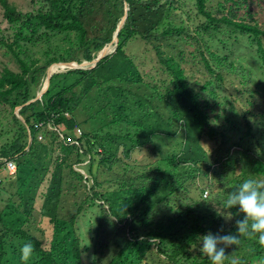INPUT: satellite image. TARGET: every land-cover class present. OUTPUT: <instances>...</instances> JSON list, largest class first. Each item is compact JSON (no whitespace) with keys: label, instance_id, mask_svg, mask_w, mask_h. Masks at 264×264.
<instances>
[{"label":"trees","instance_id":"1","mask_svg":"<svg viewBox=\"0 0 264 264\" xmlns=\"http://www.w3.org/2000/svg\"><path fill=\"white\" fill-rule=\"evenodd\" d=\"M45 1L50 7H45ZM206 1L193 0L194 11H191L180 0H67L65 4L60 0H40V7L35 11L22 13L6 0H0L6 23L16 28L20 38L34 24L49 31L76 32L78 48L83 49L86 61H91L112 39L125 13V3L128 8L117 32L114 52L100 59L91 70L75 69L52 74L39 99L23 105L35 98L30 85H36L44 71L46 76L47 66L64 61L51 59L42 65L35 61L27 64L14 53L20 72L4 68L0 73V104L13 111L5 139L0 144V169L5 160H12L15 165V172L1 180L0 193L8 192L7 188L13 189L14 183L17 184L16 192L11 193L17 200L19 198L18 211L21 208L25 215L21 227L7 225L4 211L12 202L9 198L3 199L0 264H80L83 248L87 247L86 237L81 233L87 214L90 215L87 224L91 226L87 232L92 233V264H210L198 251V245L194 247L197 235L206 231L217 233L218 229L221 232L235 231L234 220L239 216L233 209L227 210L233 212L230 218L218 215L226 216L227 213H221L216 203L222 201L242 179H260L264 175V157H256L247 149L232 152L226 136L229 132L212 124L214 118L206 109L209 103L200 97L205 86L201 91L191 87L195 82H190L181 67L186 56L178 49V44H187L191 38L197 40L198 48H201L200 37L193 34L188 24L183 26L170 21L165 27L158 25L167 14L179 9V17L187 14L191 19L192 12H195L193 18L205 20L197 30L216 31L226 25L234 30L248 31L250 35L247 36L258 46L262 63L264 50L259 35L264 32L256 25L234 21L231 10L230 16L213 15L205 10ZM231 2V9L249 7L246 0H226L227 4ZM98 13L109 19V27L97 36L87 37L82 18ZM136 42L144 46L141 53L146 52L147 47L152 53L148 72H142L136 60L134 63L126 53V48ZM13 45L14 40L6 42L0 37V47L14 52ZM120 56L127 60L128 72L97 81L94 76L100 77V71L108 69ZM201 59L207 73L215 79L213 85L224 88L222 82L230 71L219 72L204 56L201 55ZM75 62L79 63L80 59L75 58ZM62 66L56 64V68ZM244 82L248 80L243 74L239 75L237 84L244 85ZM110 89L118 94L140 96L139 99L155 109L152 112L165 124L162 138H172L176 145L171 155H153L160 156L158 160H163V164L158 160L138 161L133 157L141 146L137 132L133 135L102 134V128L94 127L88 131L84 128L87 120L103 117L108 118L111 126L119 127L125 123L116 116V109L109 103L92 113L90 118H80L85 113V98ZM239 97L241 102L236 106L240 110L234 108V111L243 114L240 117L245 136L254 138L255 126L257 129L263 127L260 131L264 133V92L246 85L234 99L237 101ZM155 101H164L172 115L167 111L159 113ZM245 102L247 108L242 110L240 107ZM108 108L114 109V118H109L105 110ZM118 110L127 121L129 116L124 114L122 103ZM135 121L141 120L135 118ZM41 134H44L43 141L38 139ZM181 136L184 137L183 143ZM202 138L215 141L211 153L202 148ZM234 145L242 144L238 141ZM85 160L84 174L73 169V165H80ZM7 177H14V180L8 181V178L5 181ZM44 184L45 191L40 193ZM229 184L227 189L214 193L213 185L214 189H219V186ZM188 187H193L197 196L195 192L188 195ZM204 191H207L206 196L202 195ZM33 211L47 216L54 223L53 228L56 227L51 239L54 243L49 248L30 227L25 226ZM203 212L208 215L203 216ZM26 240L32 241L33 250L27 259H21L20 245ZM58 249L61 252L57 255L55 251ZM225 252V264L233 256L237 257L238 264H264V245L259 244L255 236L240 235L238 243L229 245Z\"/></svg>","mask_w":264,"mask_h":264},{"label":"rangeland","instance_id":"2","mask_svg":"<svg viewBox=\"0 0 264 264\" xmlns=\"http://www.w3.org/2000/svg\"><path fill=\"white\" fill-rule=\"evenodd\" d=\"M6 1L11 6L15 7L17 11H20L22 13L35 11L38 7H40L41 4L40 0ZM141 1L145 2L147 0ZM246 1L247 4H249V7H246L244 5L240 8L234 7V9H231L230 6H232V2L227 4L226 0H207L205 4V10H209L215 16H221L223 14L230 16L229 10H231L234 13L232 16V19L234 21L242 22L250 26L256 25L261 32H264V0ZM60 2L62 4H65L67 0H60ZM180 2L182 4H185L186 8L188 7L191 9V11H194L193 0H180ZM44 4L45 7H50V3H48L47 1H45ZM68 6L70 7L72 5L68 4ZM179 12V9H177L176 11H172L171 13L167 14L168 16L164 17L162 23H160L158 26L164 25L165 27L170 21H173L175 24L182 23L183 26H187L188 24L189 28L194 32L193 34L200 37L199 44L201 48H198V44L196 43L197 40H191L190 38L189 43L187 44L179 42L178 49L183 50L186 56V61L181 62V67L184 68L185 74L187 77H189L190 82H195V85L191 87L194 89L196 87L197 91H201V88L205 86V89H203L202 93L199 94L200 97H203L205 101L209 103V107H206V109L208 114L211 115L212 118H214L212 120V124L221 127V129H223L225 132H229L228 134L226 133V136L229 139L228 148L232 152L238 149H247L250 152H254L256 157L263 158L264 133L260 131L263 127H261L260 129H257L256 126L254 127V138L245 136V128L241 125V117L243 114H241L239 111L237 114L234 111V108L236 110H240L236 105L240 104V97L241 95L245 94H241L237 101L236 99H234V97H238L240 90L245 88L246 85L257 87L261 90V92H264V62L262 63L258 57V46L251 42V37L247 36L250 35L248 31H241L238 29L234 30L230 26L226 25H223L216 31H205L203 28L197 30V27L201 24V22H203L204 19L202 20L201 17L193 18L195 12H192L191 19V16L187 14H181L179 17ZM82 22L85 26L87 37L97 36L99 35V33H101L102 30H104V28L109 27V19H107L105 16L100 15L99 13L91 14L88 16L85 15L82 18ZM29 24H31V22ZM0 37H2L6 42H12L14 40V52L0 47V73L4 68H8L16 73L20 72V68L18 66V62L15 59L14 53L18 54L19 58L23 59L25 62H27V64L35 61L37 64L42 65L49 62L51 59L64 62H75V58H77L80 59L79 63L86 61L85 59H83V49L78 48L76 32L72 31L61 33L57 31H49L34 24L33 28L26 29V31L23 32L22 38H20L19 32H16V28H13L6 23L3 15V7L1 6V4ZM259 37L261 38L260 46L264 50V33L260 34ZM110 42L111 40L105 45L110 44ZM141 48H144V46L136 42L126 48V53L130 58L133 59L134 63L136 60V62L140 65L142 72H148L152 53L149 51V47H147L146 52L141 53ZM111 50L112 49H109V51ZM113 52L114 51H112L110 55ZM201 55L204 56V58L209 62L213 69H218L219 72L230 71V74H227L225 81L222 82L224 88L220 87V85H213L215 79L207 73L206 68L204 67V63L201 59ZM54 64L48 65L47 68L49 66H52V70L55 71V74L75 70V68L65 66L56 68V65ZM229 64L232 65L231 68L228 67ZM128 67L129 65L127 60L120 56L118 57L117 61L113 63L108 69L100 71V77H94L97 81H103L117 73H127ZM91 69L93 68L90 67L84 70ZM157 74H159L158 69ZM241 74H243L245 76V79L248 80V82H244V85H242V83L237 84L239 81V75ZM44 80L45 71L41 74L39 82L36 85H30V92L32 95H36L40 91L41 87L44 84ZM156 80L159 79L157 78ZM234 83L236 85H233ZM139 98L140 96L129 95L123 92L121 94H118V92L112 91L111 89L109 91L103 90L101 92H96V94H91L83 100L85 104V113L82 114L80 118L81 120H86L90 118V115L92 113L97 112L101 108H103L105 104H111L116 109V116H120V118H122V120L125 122H123V125L119 127H117V125H108V118L103 117L99 120H87V124L84 125V128L88 131L93 129L94 127H99L103 129L102 134L106 132H118L122 135L127 133L133 135L135 132H137L138 134H140L139 141L141 142V146L138 150V153L133 154V157L138 161L155 162L160 158V156L153 157V155H157L158 153H161L163 156L171 155V152L176 148V145L172 138H165V140L164 138H162V133L165 130L164 122L160 121L152 112L155 111L154 108H152L148 105L147 102ZM155 102L157 104L156 110L159 113H165L167 111L169 115H172V110H169L168 107L165 106L164 101ZM121 103L123 105L124 114L129 116L127 118L128 123L126 119L122 117L123 115H120V111L118 110V107ZM2 106L3 105L0 104V144L5 139L7 125L10 120L11 113H13V111H11L8 107L3 108ZM240 108L242 110H245L247 108V102L243 103ZM105 110L109 118H114V109L108 108ZM14 114H16L15 110ZM135 118L140 119L141 121H135ZM181 123L182 121H180V126ZM50 129L52 128L50 127ZM41 135V141H43L44 134ZM180 140L181 143H183L184 137L181 136ZM238 141H241V146L234 145ZM200 142L202 148L208 154L213 151L212 148L215 146L214 140H207L202 138ZM158 162L163 164L164 161L160 159L158 160ZM86 163L87 160H85L80 165H73V169L84 174L85 170L82 169V166ZM6 175L8 174L1 168L0 182L4 177H6ZM8 178L9 177H7L5 181H7ZM11 179L14 180V177H10L8 181H10ZM260 180H264V175L260 177ZM211 181L213 182V180ZM229 186L230 184L219 186V189H214L215 186L213 185V191L214 193L218 192V190L223 191ZM45 187L46 184L40 187V193H43L45 191ZM16 188L17 184L14 183L13 189L7 188L8 192L0 193V199H2V201H0V211L5 205V200L3 199L9 198L12 204L8 205V207L4 211L5 223L12 227H15L17 225H20L21 227L24 223L25 215L21 208L20 211H18L19 198L17 200V198L11 193L13 190L14 192H16ZM21 192L22 191L20 188L19 193ZM193 192H195V196H197V192L193 189V187L191 189L188 187V195L190 194L192 196ZM220 194L221 193L219 192L218 195ZM38 199L42 202V199L40 197H38ZM219 202L220 201L218 200L216 205H218ZM207 213L208 212H203L204 215H202L207 216ZM15 218H17L16 222H14ZM89 218L90 215L87 214L84 218V222L82 223L83 231L81 233L86 237V240L84 242H86L87 247L83 248L85 251L84 254H81L80 264H92V233L87 232V230L91 228V226H89L90 224H87V221L90 220ZM53 225L54 223L51 222L47 216L39 215L38 212L35 211H33L32 213L31 220L25 224V226H28L33 230V232L42 240L44 246L48 248L54 243L51 241V239L54 237V233H56V227L54 226L53 228ZM60 252L61 251L58 249L55 251V254L58 255L60 254Z\"/></svg>","mask_w":264,"mask_h":264},{"label":"clouds","instance_id":"3","mask_svg":"<svg viewBox=\"0 0 264 264\" xmlns=\"http://www.w3.org/2000/svg\"><path fill=\"white\" fill-rule=\"evenodd\" d=\"M220 212L224 218H230L233 209L239 218L234 220L235 231L217 233L206 231L196 237L194 247L198 245V251L206 257L210 264H225L227 254L225 249L229 245H236L240 235L255 236L259 244L264 245V180L255 178L242 179L219 202ZM223 210V211H222ZM33 250L31 240H26L20 245L21 259H27ZM228 264H238L237 257L228 260Z\"/></svg>","mask_w":264,"mask_h":264},{"label":"water","instance_id":"4","mask_svg":"<svg viewBox=\"0 0 264 264\" xmlns=\"http://www.w3.org/2000/svg\"><path fill=\"white\" fill-rule=\"evenodd\" d=\"M128 8H127V4L125 3V13L123 15V17L121 18L120 22L118 23L117 25V28L112 36V39H111V42L110 44L108 45H105L102 47V49L96 54V56L91 60V61H84L82 63H75V62H59V63H55L54 65L56 64H63L65 67H71V68H75V69H86V68H90V67H95L96 66V63L102 59L103 57L107 56L108 54H110L112 51L115 50V47H116V43H117V32L118 30L122 27L123 25V22L126 18V12H127ZM109 48H111L112 50L109 51ZM55 71L52 70V66H49L47 69H46V76H45V80H44V84L43 86L41 87L40 91L36 94L35 98L29 100L28 102H26L25 104L23 105H26L30 102H33L37 99H39L41 97V95L46 91L47 87H48V82H49V79L51 77V75L54 73ZM22 107V106H21ZM17 108V111L21 108ZM16 111V112H17ZM17 114V113H16ZM17 117L22 121L24 122L23 118L20 117L18 114H17ZM31 138L29 137V142H30Z\"/></svg>","mask_w":264,"mask_h":264},{"label":"built area","instance_id":"5","mask_svg":"<svg viewBox=\"0 0 264 264\" xmlns=\"http://www.w3.org/2000/svg\"><path fill=\"white\" fill-rule=\"evenodd\" d=\"M77 132L80 133L79 130ZM38 139L40 140L41 137L39 136ZM2 170H4L9 176L12 175L15 172V165L12 162V160H8V161L5 160ZM206 195H207V191L204 192L203 196H206Z\"/></svg>","mask_w":264,"mask_h":264}]
</instances>
